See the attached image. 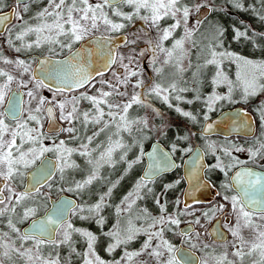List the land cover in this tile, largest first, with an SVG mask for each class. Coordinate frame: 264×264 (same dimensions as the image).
Instances as JSON below:
<instances>
[{
	"label": "snow or ice",
	"instance_id": "1",
	"mask_svg": "<svg viewBox=\"0 0 264 264\" xmlns=\"http://www.w3.org/2000/svg\"><path fill=\"white\" fill-rule=\"evenodd\" d=\"M234 6L243 10L244 5L241 0H232ZM264 2V0H262ZM121 5H127L134 9L132 14L125 13L120 10ZM4 0H0V27L7 28L11 33V18L14 16L16 20L23 21V15L21 13H27L29 11L28 4L25 3L22 9L19 6L13 8L11 13H4L5 7ZM204 5H196L195 10L199 11L200 7ZM105 9L111 10V16L118 17L124 21H131L134 16L150 23L152 27L158 30L157 38L153 41L152 38H148L145 43L148 45V49L141 50L139 55H144V52L151 50L153 52V62H155V52L158 49L162 53H166V58L163 61L164 65L170 64L172 59L176 58V63L172 66L176 69L177 73H183L185 71L183 61L189 54V49L185 45H189L192 49H198L200 52H204V49L200 48L195 35L199 31L198 28H189L188 19L192 12V8L182 3V0H100V2H90V0H48L47 7H44L39 11L34 19L37 21L35 25L24 22L22 27L16 34L15 39L17 41H24L26 36L35 34V40L32 43H24L23 47L31 49L35 47H41L43 44L59 45L61 49L67 48L71 52L73 45L84 42L80 48L71 52L70 57H66L64 60L52 62L47 59L39 60L41 65L40 74L41 78L36 76L30 77L29 80L23 79L17 80L9 72L0 69V78H3V82L0 83V217L7 218V228L9 231L0 233V264H14V256L23 260L24 264H60L59 258L45 257L42 255V246L53 245L59 247L62 244H68L71 240L72 232H79V229H74L67 221V214L69 211L76 212L77 206L71 201H62L60 204L55 205L51 212L42 219H33L30 230L21 232L17 227V223L28 220L35 217L37 208L31 206L28 201L35 203V197L40 196L43 198L44 194L41 189L45 186V182L49 180L52 175V169L49 167L48 162L44 159L45 153L55 152L58 155L59 163L56 167L60 171V179L63 180L64 170L68 167H76L74 162H69L68 157L72 155L75 149L65 146V141L60 140L59 143L53 142L51 147L44 145V140L48 136L41 131L43 128V119L46 117L50 122V134H58L59 132H67L72 134L76 132L75 127L71 126L73 121L79 120L80 115L83 117V124L85 127L89 123L93 125H102L98 131L93 132L92 136L87 137V143H81L80 151L81 156L90 157L91 151L89 150V144L92 143L94 137L99 136L101 132L110 127L111 124H115L116 132L115 136H119L121 131L132 132L134 125H142L136 130L143 133L145 129L149 128L147 118H140L135 120H129V109L134 105L143 107H149L146 104L144 98L140 93L133 92L127 100L122 102H112L108 98L115 95L119 97L128 96L127 92L120 91L121 86H127L131 77L138 75V72L129 65L133 62V57L129 56L128 64L124 63L125 57L119 55L115 49L108 48L106 41L111 37L96 38L97 47L90 48L89 44L92 43V33L99 31L101 24L104 26L105 31L118 32L126 27L124 23L115 22L110 18L109 12ZM144 13V14H142ZM172 19L175 22L166 28L160 27V22L164 19ZM260 19L264 20V14L260 15ZM181 22L184 25V35L174 40L172 48L168 49L164 47V42L168 41L175 29L181 27ZM202 21L197 19V24ZM147 35V33H144ZM223 32L217 28L215 32L216 43L209 42L206 45L207 55L204 58L203 64H197V71L193 73V79L197 78V74L200 69L207 66H215L218 70L215 78L212 80L213 85H219L221 83L228 84V95H215L208 97V110L213 111L212 105L219 100L231 101V94L233 91L232 82L228 80L227 76H224L220 71V65L223 59H231L237 63L238 67H243L245 71L241 74L238 72L237 80L242 85V99H247L251 96H255L258 92H264V61L255 62L246 59L242 56L234 54L230 51H217L218 48H222V42L218 40L219 36H222ZM235 36L237 39L244 37L247 38L246 32L236 31ZM60 37H65V40H61ZM142 37L137 34L135 39L128 41L125 38L126 43L135 44ZM103 40L105 43H101ZM10 46L13 45L11 39L8 40ZM17 52L21 51L20 47L15 49ZM49 51L55 52V48H49ZM4 64H15L20 69V74L23 76L26 73L32 71L31 65L24 60L17 59L15 61L0 57ZM199 59V57H198ZM119 62V66L124 69V73L112 72L114 80L99 79L97 77H104L105 73L112 69L113 65ZM100 65L94 67L93 65ZM189 67L192 66L189 61ZM89 68L93 70L90 72ZM250 69V71H249ZM157 74L163 72V68H156ZM55 80L59 81L60 86L55 89L49 88L53 91V99L49 100L47 97L38 94V89L48 87L46 81ZM34 82V86L29 88V84ZM13 83L16 84V90L13 89ZM99 83L102 87L96 89V95H88L86 92L81 93L80 96H73L71 99L67 97L62 101L55 99L56 94H62L65 91H73L76 89L84 88L86 85L95 88ZM104 86L111 91L104 90ZM143 81L137 80L132 85L133 89L142 88ZM20 88H26L28 91L26 95L30 98L29 103L35 101V107L29 109L27 119L20 121L19 116L22 113L20 107V96L17 94ZM176 91L184 92L186 88L177 89L176 83H171L168 87L161 84H154L144 95H154L161 99L169 108L172 104L169 103V98L172 93ZM81 99L87 100L92 105V112L84 111L79 113L78 104ZM176 100L182 99L180 96L175 97ZM7 102V107L5 103ZM106 106L109 111H105ZM54 109L59 110L58 119L62 122H67L70 125L67 128L56 126L53 121L57 119L54 115ZM117 109L118 111H112ZM155 111V110H153ZM175 111L182 117L189 118L192 121L196 120V117L188 111H183L181 108L176 107ZM159 113H157L158 115ZM262 119H264V108L261 109ZM105 116L109 117L108 120ZM11 117L14 121L13 124L6 122ZM208 119L207 116L204 117ZM34 125V126H30ZM246 126V125H245ZM212 126L208 125L210 129ZM187 139V137H184ZM19 140V143H18ZM25 144L29 145L25 149ZM127 147L122 140H112L109 137L108 146L103 152L100 153L99 158L95 161L88 160L90 165H94L91 174L87 179L82 182H75V188L69 187L68 191H80L86 186L91 185L94 180L99 179V168L103 166V163L113 164V153L116 149ZM209 149L212 150V154L215 155L213 145H209ZM173 152L176 151V146H172ZM244 149L237 148V151H243ZM94 151V149H93ZM186 152H191V148L184 149ZM251 158L260 156L264 159V141H257V145L247 149ZM229 154L230 153H226ZM126 155V153H125ZM121 160L124 159L122 155ZM201 160L200 154H197L192 160V172L193 174L197 170L199 161ZM40 162L37 166V162ZM139 159L132 163H138ZM132 163L128 164V168L132 167ZM239 163V161H236ZM163 165V168L161 167ZM169 161L166 157L162 158L160 163L155 165L157 171L167 168ZM36 166V171L32 173V182L30 186L26 187L23 191L17 192L14 187V181L17 178L24 177L27 173L25 170ZM233 165H228L227 168H231ZM178 167V165H177ZM219 168L225 172L227 176L226 167L220 162L217 157V163L213 166ZM145 180H151L150 176L142 177L141 181L137 183L135 189V195L137 199L142 198L139 195L140 189L147 187ZM179 183V181H177ZM114 187V185H113ZM166 187H172L167 185ZM225 189L234 190L236 194L231 196H224V200L228 201L231 205V213L235 214L236 221L234 225L225 224L224 227L231 233L234 241L232 242V248L235 251L231 252V256L234 259H229V253L224 252L219 255L207 254L205 257L200 258L199 264H243L246 256L253 257L252 264H264V176L258 175L252 170L242 169L235 173L231 178V183H225L222 185ZM151 191V189H149ZM7 192V195H5ZM112 188H109L107 193L100 196V200L94 206L88 209L89 212H99L106 195H111ZM134 193L130 192L128 196L124 197V201L127 202L129 197ZM135 200L131 203H127V208L131 209ZM159 203V201H157ZM179 204V201H177ZM189 207L188 205L185 206ZM225 205L221 204L212 211V218L215 217L217 212H222ZM19 209V211H18ZM121 209L118 207L117 212ZM161 213L165 211L163 205L160 208ZM80 212H84V208H80ZM145 215L147 211L144 210ZM183 214V213H182ZM205 217H209V213L203 214ZM13 217H16L14 222ZM87 217L81 216V219ZM227 219V217H225ZM102 222V219H101ZM181 221L173 216L161 215L159 218H152V223L149 224V228H155L157 224L161 227L158 231L148 232L147 229L135 228L131 221H129V227L123 230V233L116 231L110 233L113 236L115 243L109 246V252L113 251L120 244L128 243L133 240L138 234L144 232L148 235L147 241L142 245L140 252H130L125 254L127 261H132L136 256L143 253L153 258L156 264H195L192 257L187 254L181 253L180 259H177V253L180 249H177L172 243L164 238V225H175L179 227ZM196 224L200 221L197 219ZM65 225L67 227L65 228ZM243 229H248L252 233V239L250 241L245 240L241 235ZM62 230V231H61ZM169 231L173 229L169 227ZM12 234L20 241L17 246L16 239L12 238ZM82 236L88 239V252L85 253V259L83 264H105L93 250V242L96 237L90 232H82ZM181 236L189 237L187 243L193 249L202 247L207 249L209 245L201 244L199 234L192 236L191 233H186L181 230L179 233ZM62 238L57 241L56 237ZM221 239H223V233H220ZM153 239L159 241L152 246ZM31 241L32 247H25V243ZM235 241H239L236 243ZM91 256L92 258H88ZM119 264V261L115 262Z\"/></svg>",
	"mask_w": 264,
	"mask_h": 264
},
{
	"label": "trees",
	"instance_id": "2",
	"mask_svg": "<svg viewBox=\"0 0 264 264\" xmlns=\"http://www.w3.org/2000/svg\"><path fill=\"white\" fill-rule=\"evenodd\" d=\"M241 3L244 5L243 10L236 8L231 0H214L212 11L208 18L210 20L209 24H213L216 29L219 28L222 30V39L225 38V36L229 40L232 39V41L228 40L227 45L222 44L223 47L222 49H220L221 51L227 50L239 56H245L244 58L246 59L249 58L250 55L256 56L262 62L264 61V20L260 19V15L264 14V2H262V0H241ZM30 6L35 7L36 5L32 4ZM224 10L230 14H225ZM133 12L134 10L130 8L126 10V13L128 14H132ZM132 20L138 21L140 19L134 16ZM164 24H166V22H160V25L163 26ZM237 30L246 32L247 38L241 37L237 39L235 36ZM166 44H164V46H166ZM226 60H230L231 62L233 61L231 59ZM99 79H101V77L97 78V80ZM192 81H196V79ZM177 84V89H187L188 87V84L186 82L177 81ZM142 88V93L144 95L145 88ZM191 92L193 93H191L190 96L188 95L189 98L187 97L185 99L194 102L197 101L199 92ZM178 94L183 95V93ZM117 97L118 96L113 95L109 98L112 99V102H119ZM150 103L152 104V106L157 108L154 102L150 101ZM245 104L246 107L250 108L255 119H257V116H255L256 114L251 105L247 103ZM139 115L140 113L138 112V109L136 111L134 109H129V120L138 119ZM173 115L178 121L177 125L184 124L186 120L185 118L179 117V115L177 116L176 114ZM96 127L97 126H93L91 130L96 129ZM63 128H66V126L64 125ZM77 131V137L80 135L82 136L84 130L79 127ZM65 134L66 132H62L60 135L64 136ZM150 134L151 133L145 130L143 133L136 134L135 140H131V142H128L127 144L123 141V143L127 147L116 149V151L114 152L115 158H113V161L115 163L103 164V166L99 168V179L94 180L91 185L86 186L83 190L68 191L67 189L69 187L75 188V182H82L83 180L88 178V176L91 174L92 169L89 167L87 161L93 156L86 157V159H83L81 157H74L72 162H74L76 167H68L69 169L64 170L63 180L60 179V171L57 168L55 176L41 189V192L44 194L43 198L40 196H36L35 203H32V201H28L31 206L37 208L36 216L42 214L48 207V199L50 197H56L60 193H66L74 197L77 202L76 212H71L68 223H70L74 229H79L80 231L71 233V240L68 244H62L59 247L47 244L42 246L41 251L43 256L59 258L60 264H80L83 260L84 253L88 245L87 237L82 236L81 233L90 232L93 236L96 237V240L93 242V250L95 251L96 255H99L101 258H105V248L111 243L115 242L113 236L109 235L110 233L116 231H120L121 233H123V230L129 227V221H131V224L135 228L140 227L141 223L139 220L136 222L132 220V213L139 212V208H141L142 211L146 210L155 213L160 211L161 205H163L165 212L176 211L182 214L183 209L180 204V197L173 194L176 191L174 183L176 182L177 178H180V173L178 172V170H175L171 174L158 177L152 185L147 184L148 186L145 189L141 188L139 195L142 198L137 199V197H135V203L129 210L130 212L126 213L122 217L117 212V206L120 204V201L124 200V197L126 196L131 183L135 181H137L136 183H138L141 181L139 180L138 175L140 166L137 164L129 169L128 162H130V159L134 155V148L138 146H142L144 148V145L149 141ZM47 136L48 138L52 137L49 135ZM77 137L76 139L73 137V142H71L72 144L82 142L83 138ZM97 137L98 138L93 141V144L101 140L102 144L104 145V139H102L100 135ZM46 154L55 159L53 152H48ZM122 155L124 156L123 160L120 159ZM58 163L59 160L57 161V164ZM22 181L23 177L17 178L14 181V187L16 191H19V189L21 188ZM167 185H172V187H166ZM109 188H112L111 195L105 196V200L99 212H89L88 209L98 203L100 200V196L107 193ZM149 189H151V191H149ZM5 195H7V192H5ZM156 196H158L157 201H159V203L153 205V198H155ZM177 201H179V204H177ZM81 207L84 208V212H80ZM140 214H142L141 211L136 215L140 216ZM81 216L87 218L81 219ZM30 219L31 218L26 221L17 223V227L21 230L22 226H24ZM13 220L15 222L16 217H13ZM66 227L67 225H65V228ZM167 229L168 227L164 229V236L167 239L169 237L170 239L171 237H173L174 239L177 238L178 235L176 231L173 235H171L170 233L166 232ZM7 231H9L7 228V218L0 217V233ZM12 238L16 239L18 246L20 241L15 237L14 234H12ZM61 238V236L56 237L57 241H59ZM139 240L140 235L138 234L137 237L127 243L125 248L127 250H133ZM25 247H32V242H26ZM13 259L14 264L24 263L23 260L15 256Z\"/></svg>",
	"mask_w": 264,
	"mask_h": 264
},
{
	"label": "rangeland",
	"instance_id": "3",
	"mask_svg": "<svg viewBox=\"0 0 264 264\" xmlns=\"http://www.w3.org/2000/svg\"><path fill=\"white\" fill-rule=\"evenodd\" d=\"M90 2L96 3V2H100V0H90ZM213 2H214V0H182V3L187 4L192 8V12H191L189 19H188L187 27H189V28L196 27L199 29V32L196 33L195 38H196L200 48L204 49V52H200L198 49H192V48H190L189 45H187V44L185 45V47L189 49V54L183 61L184 68H185V71L183 73H177L176 69L172 66L173 64L176 63L175 57L172 59L170 64L164 65L163 61L166 58V53H162L158 49L155 52V56H156L155 62H153V52L150 49L145 51L144 55H142V56L139 55L141 50L148 49V45L145 43V41L148 38H152L153 41L156 40L158 30L155 27H152L150 23H146L145 21H143L141 19L138 21H136V20L123 21L122 19H120L118 17L111 16V10L105 9V11L109 12V16L112 19H114L115 22L124 23L126 25L125 30L129 31L131 34L129 41L135 39L137 34H139L142 37L135 44L128 43L127 46H130V47L126 46L125 48H122L118 51L119 55H122L125 57V60H124L125 64H128L127 57L132 56L134 58L132 64L129 65V67L136 70L138 72V75L135 77H131L130 82L127 86H121L120 87V91L127 92L128 96H126V97H119L118 96L117 99L119 102L125 101L128 99V97L131 94H133L134 91L141 94L142 98L145 99L146 104L149 105V107L134 105L133 108H131V109H134L135 111L138 109V112L140 113V115L138 116V119H140V118H147L148 119L149 128L145 129V130H147L149 133H151L150 136L152 137V139H156V138L160 139L161 138L164 141L168 139L169 134H167L166 129L171 128L173 126H176L177 122H178L176 117H174L173 114H176L177 116L179 115V117H182L179 113H177L175 111V108L179 107L183 111H188L186 109L189 105V101H191V100H188L185 98H187V97L189 98L190 94L193 93L191 91L198 93L199 91H197V90H202L203 87L206 90H208V91H206V94L203 95V97L205 99V106H204L205 111L202 113V115H204V116H208L209 114H211V112L219 111L221 109V107H223L226 104H229L231 102L233 103V101H241V102L244 101L245 103H247L253 107H256V105H260L261 107H264V102H263L264 101V92H258L257 95L251 96V97L247 98L246 100L242 99V85H241L240 81L237 80V74H238V72L242 74L245 71V69L243 67H238L236 62H233V61L231 62L230 60H226V59H223L221 62L219 70L222 71L223 75L227 76L228 80L232 82L233 91L231 94V101H229V100L216 101L212 105L213 111L208 110V97L212 96L213 94L223 95V96L228 95V84L227 83H221L219 85H213V83H212V80L215 78V75H216V72L218 69L212 65L207 66V67H203L200 69L199 73L197 74L196 81H192V80H194L193 79V73L197 71V68H196L197 64H203L204 58L207 55L206 45L209 42H212V43L217 42L216 39L213 38L215 36L216 28L213 26V24H208V23H210L209 19L203 25L197 24V21L193 17V15L196 11L195 6L196 5H205V6L212 7ZM231 2H232V0H231ZM47 5H48V2H47V4H45L44 7H47ZM128 8H130V7H128L127 5H121L120 6V10L125 12V13H126V10H128ZM130 9H132V8H130ZM218 9H223V8H218ZM224 13L230 14V13L226 12L225 10H224ZM162 21L166 22V24H164L163 26L160 25L161 28H166L175 22L174 20L168 19V18H166ZM101 26H102V24H101ZM101 26H100L99 31H94L93 33L100 32V34H102L101 32H103V31L101 29ZM144 33H147V35H144ZM183 35H184V25H183V22H181V27L174 30L172 37L168 41L164 42V44L167 43L168 46H164V47L171 49L172 44L174 43V40L182 37ZM222 36H219L218 40L220 42H222L223 45H227L229 39H227L226 36H225V38L222 39ZM229 41H232V39ZM131 47H133V48H131ZM220 49H222V48H218L217 51H221ZM0 57H1V55H0ZM198 57H199V59H198ZM243 57H245V56H243ZM246 57H248V56H246ZM247 59L255 61V62H261L259 60V58L256 56L250 55L249 58H247ZM189 61H191V63H192L191 67L188 66ZM118 68H121L119 66V62L115 65L116 70L115 69L111 70L107 76H105L101 79L114 80V78L112 76V72H117ZM156 68H163V72L161 74H157V72L155 71ZM121 69L122 70H121L120 74H123L124 69L123 68H121ZM249 71H250V69H249ZM167 73H168V76H167ZM175 79L179 82H186L188 84V87H187V91L172 93V95L169 98V103L172 104L171 108H169L167 104H165L161 99L157 98L154 95H147L145 97L142 93L143 88L133 89V87H132V85L135 84L137 80H142L143 85H144L143 87L145 88L144 93H146L154 84H161L165 87H168V85L171 83H176V85H178L177 81ZM187 80H188V82H187ZM234 80H235V82H233ZM100 87H102V86L99 83H97L95 88L90 87L89 89L83 91L82 93L86 92L88 95H96L97 94L96 89L100 88ZM104 90L111 91V89H108L106 86H104ZM178 93H183V95L182 94L180 95ZM45 94H44V97L53 98L52 95H48V94L45 95ZM176 96H182V99L176 100L175 99ZM56 98H61V97L55 96V99ZM108 99L110 101H112V99H110V98H108ZM233 99H235V100H233ZM29 100H30V98L27 97V103H26V109L27 110L25 109L27 116H28L29 109L32 107H35V103H36L35 101H32L30 104ZM150 101L154 102L156 104L157 108L152 106ZM83 104H84V106H83ZM102 107L105 108L106 106H102ZM78 109H79L80 114H82L84 111H89V112L93 111L92 105L90 104V102L87 100H84V99H81L79 101ZM153 110H155V111H153ZM105 111L107 112V111H109V109H107V107H106ZM112 111L115 112L118 110L112 109ZM157 113H159V114L157 115ZM172 115H173V117H172ZM182 118H185V117H182ZM105 119L108 120L109 117L105 116ZM258 120L260 122V125L263 126L264 125V119H262L261 110L258 111ZM20 121H25V120L23 119ZM82 121H83V117H82V115H80V119L73 121V123L71 125V126L75 127L76 132H74L72 134H69L66 132V134L64 136H60V137H57V136L56 137H49V138L44 140V145L46 147H51L54 141L56 143H59L60 140H64L66 147L76 150L72 153V155L70 157H68L69 162H72L74 157H81L83 159H86L85 156L80 155V151H83V149L80 148V145H81V143H87L88 142L87 137L92 136L93 132L98 131L102 125H93V124L89 123L87 125V127H85ZM62 124H63V126L65 125L66 128L70 126V125H68L67 122H62ZM93 126H97V127H96V129L91 130V128ZM79 127H81L84 130L82 136L80 135L83 138V140L80 143L72 144L71 142H73V137L76 139V137L78 135L77 130L79 129ZM135 127L136 128L142 127V125H134L133 128L135 129ZM134 129L132 130L131 133H129L127 131H121L119 136H115V135H113V133L116 132L115 124H111L110 127L105 129L104 132L100 133V136L102 137V139H104L103 140L104 145L102 144L101 140H99V141H97V143L93 144V141L96 138H98L97 136L94 137L92 140V143L89 144V150L91 151V156H93V157L90 156L91 157L90 159L95 161L99 158L100 153L103 152L105 150V148L108 146L109 137H112L113 141H115L117 139H120V140L123 139L122 142L124 141L126 144L128 142H131V140H135L136 135L134 133ZM121 133H122V135H121ZM80 136H78L77 138H81ZM18 143H19V140H18ZM28 146L29 145L25 144V146H24L25 149ZM93 149H94V151H93ZM134 149H135V151L133 153L134 155L130 159V162H128V164L132 163L133 161H136L137 159H139V161H140L141 152L143 151V147L138 146ZM53 154L55 156V159H57L56 161H58V155L55 152H53ZM45 155H46V153H45ZM113 158H115L114 153H113L112 159ZM138 163H132V167L134 165H137ZM103 164H105V163H103ZM88 165L93 170L94 165H90L89 163H88ZM66 169H69V168H65V170ZM136 182L137 181L131 183V186L128 189L127 194H126V196H128V194L130 192H133L134 195L129 197V200L127 202H125L124 200L120 201V204L117 206V208L119 207L121 209V211L118 213L121 217L124 216L126 213L130 212L129 211L130 209L127 208V203H131V201H133L136 197V195H135V189H136V185H137ZM145 188L146 187H143V189H145ZM17 192H20V189ZM157 197L158 196L153 198V202H152L153 205H155L157 203ZM138 211L139 212L141 211L142 214H140V216H137L136 214L139 212L132 213V220H134V222L139 220L141 223L139 228L140 229H147L148 232L158 231L161 227L159 224H157V226L155 228H149L148 226H149V224L152 223V218H159L161 215H164L165 217H167V216L176 217L180 221L182 219V214L179 212H176V211H170V212L164 211L163 213H161V211H158L155 213L147 211L148 215H145V212L142 211L141 208H139ZM163 227H164V229L166 227H168V229H169V227H171L173 229L172 231H169L168 229L166 231L170 234H171V232L175 231L174 227H175V229L178 228L175 225H167V224H165ZM139 235H140V240L138 241V243L136 244V246L133 250H127L125 248L127 243L126 244L122 243L119 246H117L113 251L109 252V250H108L109 246L114 244L116 242L115 241L105 248V250H104V252L106 254L105 258H101L99 255L98 256L102 260L105 261V264H115V262H117V261H119V264H156L155 260L153 258L149 257L146 252L139 255V256L134 257L132 259V261H130V262L127 261V259L125 258L126 253L140 252L141 251L142 245L148 239V235L144 232H141ZM163 235H164V233H163ZM164 238L167 239L165 236H164ZM167 240L171 243L170 237ZM157 243H159V241L156 239H153L152 246L155 247V245ZM174 246L176 247V245H174ZM87 252H88V247L85 250V253H87ZM88 258H92V257L89 256ZM84 259H85V255H84L83 260L80 264H83ZM21 264H24V263H21Z\"/></svg>",
	"mask_w": 264,
	"mask_h": 264
},
{
	"label": "flooded vegetation",
	"instance_id": "4",
	"mask_svg": "<svg viewBox=\"0 0 264 264\" xmlns=\"http://www.w3.org/2000/svg\"><path fill=\"white\" fill-rule=\"evenodd\" d=\"M47 2L48 0H29L27 2L29 11L27 13H21L23 15V21L16 20L15 17L13 16L12 22L9 25V27L11 28V33L7 30V28H5L4 31L0 33V55L1 57L12 60V61H15L17 59L24 60L26 63L31 65V69H32L38 57H41V56L61 57L70 52L69 49L67 48L61 49L58 44L57 45L43 44L41 47H35L34 45L31 49H27L23 47L24 43H32L35 40V34H30L29 36H26L23 42L17 41L15 39L17 32L22 27H24L25 21L28 24H33V25L37 23L34 17L40 10L44 8ZM4 3L6 6L4 7L3 12L7 11L12 6L14 8L19 6L18 10L22 9L25 4V3L15 4L14 0H4ZM32 4L36 6L35 7L30 6ZM202 7H209V6L204 5ZM209 8H210V13H211L212 7H209ZM197 12L198 11H195L193 15L194 19H195V15ZM209 15L206 16L204 19L200 20L202 21L200 25H203L204 23L207 22ZM195 20L197 21V19ZM101 29L103 31L101 32L102 34L92 33V35L100 34V35L110 36V35H117V34H125L127 36L128 41L130 40V37H131L130 32L125 30V28L118 32H108V31H105L104 26L102 25ZM9 39L13 41L12 46L8 44ZM60 39L65 40L66 38L60 37ZM78 44L79 43L74 44L72 50L76 46H78ZM127 44L128 43H125L123 46L119 47L117 49V53L120 49L125 48ZM166 46L168 45L166 44ZM17 47L21 48L20 52H17L15 50ZM50 47L55 48V52L49 51ZM127 47H130V46H127ZM0 69H3L9 72L14 77H16L17 80L23 79L27 81L30 79V77H32L31 75L32 71L21 76L20 74L21 70L18 69L15 64H4L2 59L0 60ZM113 69H115V65H113L111 70ZM111 70H109V72L105 74V76H107ZM2 82H3V78H0V83ZM233 82H235V80ZM33 86H34V82L29 84V88H32ZM12 87L14 90H16L15 83H13ZM89 88L90 87L87 85L86 87L80 90H76V91H72L68 93L64 92L62 94H56V96L61 97V98H56V100L62 101L64 100L65 97H67L68 99H71L73 96H80V94L83 91ZM18 91L22 93V105H21L22 113L20 114L19 119L26 120L27 119L26 103H27V97H28L26 95V92L28 91V89L20 88ZM37 91H38V94L41 96H44L45 93L53 96V91H50L49 88L47 87L40 88ZM205 92H206V89L204 87L202 90H199L198 100L195 101L196 103L194 101H189V105L186 109L188 110V112H191L196 117L195 121H192L191 119L186 118L183 125H176V126L166 129L167 134H169L168 139H167L168 141L167 140L164 141L161 138L152 139V137L150 136L149 141L144 145L143 151L141 152L140 161L138 163V165L140 166L138 175H139V180H141L140 174L144 167L143 153L148 149V147L150 146L152 142L157 141L161 143L169 151L173 159V162L175 164V168L173 171L162 174V175L171 174L175 170H178V172L180 173V178H177L176 182L174 183L175 185L174 187L176 188V191L173 194L175 196L180 197V204H181L182 193L185 188V181L183 180L182 174H181V165H182L184 158L190 153V152L184 151V149H187V148L193 149L195 146H198L201 150L202 157H203V163H204L203 178L205 180V184L201 186L200 191H201V196L203 199H205V201L193 202L189 204L188 205L189 207L187 208L186 207L183 208L181 206L183 209L181 223L178 228L174 229L178 236L175 239L171 237V243L173 245H176V248L179 245H182L188 248L189 250L193 251L198 256L199 260L200 258L205 257L209 253L214 254V255H219L224 252L229 253V259H234V257L231 256V252L235 251V249H233L231 246L232 242L234 241V238L232 237L231 233L228 232V230L224 227V225L225 224L234 225L236 221V217H235V214L231 213V205L228 201L224 200V196L225 195L231 196L236 193L234 190L223 188L222 185H224L225 183L230 184L233 174L242 169H249V170L254 171L255 173H258V175L264 176V159H262L260 156H257L256 158L253 159L250 157L249 152L247 151V149L252 148L254 145H257V141H264V125L261 126L258 120V111H260L264 107H261L260 105H256V107L251 106L254 109V112L256 114L255 116H257V119H255L250 108L246 107V104L244 101L243 102L233 101V103L231 102L229 104H226L225 106L221 107L219 111L211 112V114L207 116L209 119L223 110H228V109H232L235 107H242L244 110L250 112L253 115L255 122H256V130H255L254 135L251 137H240V136L222 137V136L215 135V134L204 135L202 134L201 131H202L203 124L206 121L204 118L205 116L202 115V113L205 111V107H204L205 99L203 97V95H205ZM48 99L51 100L53 98L49 97ZM54 112H55L58 122L61 123V125L63 126L62 121L58 119L59 110L54 109ZM6 122L10 124L14 123L12 119H7ZM46 122H47V118L45 115V118L42 121L43 123V128L41 129L42 132H44ZM30 126H34V125L30 124ZM137 128L136 127L135 129L133 128L135 135L140 133L136 130ZM61 133L55 134V135H49V136L60 137ZM184 137H187V139H184ZM173 145L176 146L175 152H173L172 147H171ZM209 145L214 146L215 155L212 154V150L209 149ZM237 148H241L244 150L237 151ZM226 153H230V155ZM217 157H219L221 164L226 167L227 176L225 175V172L221 171L219 168L213 167L217 163ZM236 161H239V163H236ZM228 165H233V166L231 168H227ZM156 179L157 177L151 180L145 181V183L152 185ZM177 181H179V183H177ZM221 204L225 205L224 210L222 212H217L215 217L212 218L211 210ZM205 212L209 213V217H205L203 215ZM225 217H227V219H225ZM197 219H199L200 221L199 224L195 223ZM261 223H264V222H261ZM185 224L192 225L193 230L189 233H191L192 236L199 234L201 244L209 245L207 249H203L202 247L193 249L190 247L189 243H187V239L189 237L179 235L180 227ZM211 228H213V234H214L215 239L212 238L209 232ZM173 232H171V235L174 234ZM220 233H223V239H221ZM241 235L244 237L245 240L250 241L252 239V233L248 229H243L241 231ZM235 242L239 243V241H235ZM252 260H253V257L246 256L244 258L243 264H252ZM237 264H239V261L237 262Z\"/></svg>",
	"mask_w": 264,
	"mask_h": 264
},
{
	"label": "water",
	"instance_id": "5",
	"mask_svg": "<svg viewBox=\"0 0 264 264\" xmlns=\"http://www.w3.org/2000/svg\"><path fill=\"white\" fill-rule=\"evenodd\" d=\"M28 1L29 0H14V3L15 4H23V3H27ZM13 8L14 7L12 6L7 11H4V13L10 14L11 10ZM209 13H210L209 7H202L196 13L195 19L199 18V20H202L206 16H208ZM12 19H13V17L11 18V20ZM4 29H5L4 27H0V33H2L4 31ZM103 37H111L110 40L106 41V44H107L108 48H113L116 50V52H117V49L119 47L123 46L126 43L125 38H127V36L125 34H117V35H110V36L96 34V35L91 36L90 39H92V43L89 44L88 47H90V48L97 47L96 38H103ZM83 43L84 42H80L78 44V46H76L71 52L76 51V49L80 48L81 44H83ZM101 43H105V42L103 40H101ZM71 52H69V53H67L61 57H49V56L38 57L36 63L34 64V66L32 68L31 75L36 76L37 78H41V79L43 78V77H41V74H40L41 65L38 62L39 60L47 59V60H50L52 62L64 60L66 57L71 56ZM99 66L100 65L94 64L93 68L99 67ZM92 70H93L92 68H89L90 72ZM121 70H122L121 68H118L117 72L120 73ZM108 72H106L105 74H107ZM46 83L48 84L47 88L55 89L56 87L60 86L59 81H55V80H49V81H46ZM80 89H82V88H80ZM80 89H76V90H80ZM76 90H73V91H76ZM68 92L69 91H65V93H68ZM17 94L20 96V101H21L20 107H21V105H22V93L18 91ZM5 107H7V102L5 104ZM54 115H55V112H54ZM8 119H12V118L9 117ZM53 123L56 126L63 128V126L61 125V123L58 122L57 119H55L53 121ZM208 125H211L212 127L210 129H208L207 128ZM255 130H256V122H255L253 115L250 112L244 110L242 107H235L232 109L223 110V111L219 112L218 114H216L215 116L206 120L203 124L201 132L204 135L215 134V135H219L222 137H230V136L251 137L254 135ZM44 132L46 135H55V134H50V122H49L48 118H47V122H46V125L44 128ZM59 133H61V132H59ZM197 154H200V156H201V160L199 161V165H202V167L198 166L197 170L193 174V172H192V160ZM164 157H166L167 160L169 161V165L167 168H164L163 170L157 171L155 169V165L160 163L161 159ZM44 159L48 162V165L52 169V172H53L52 177L45 182V185H46L54 177V175L57 171V167H56L57 161L47 154L44 156ZM143 159H144V167H143L142 172L140 174L141 178L150 176L151 179H153V178H156L162 174L169 173V172L173 171L175 168V164L173 162V159H172L169 151L161 143H159L157 141H154L150 144L148 149L143 153ZM39 163L40 162L38 161L37 166L39 165ZM161 167L163 168V165H161ZM203 170H204V163H203L202 153H201L200 148L198 146H195L192 149V151L184 158L182 165H181V174H182L183 180L185 181V188L183 190L182 198H181V206L183 208L186 205H189L193 202L205 201V199L202 198L201 191H200L201 186L205 184V180L203 178ZM34 171H36V166H33L26 171L27 174L23 177V183H22L21 191H23L26 187L30 186V184L32 182V173ZM235 173L233 174V176L235 175ZM145 181H148V180H145ZM65 200L71 201L75 205H77L75 198L66 194V193H60L56 197H52V198L50 197L48 199V207L44 210V212L40 215H37V216L31 218L21 228V232H25V231L30 230L33 219L44 218L47 214H49L51 212V210L53 209V207L55 205H58L62 201H65ZM70 214H71V211H69V213L67 214V221L69 219ZM181 230L185 231L186 233H189L193 230V227L191 224H185V225L180 227L179 232H181ZM209 232H210L212 238H214L213 228H211L209 230ZM177 249H180V252L177 253V259H180L181 253H184V254H187L188 256L192 257V259L195 261V264H198V262H199L198 256L193 251L189 250L188 248H186L182 245H179L177 247ZM181 264H183L182 260H181Z\"/></svg>",
	"mask_w": 264,
	"mask_h": 264
}]
</instances>
